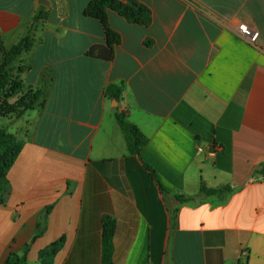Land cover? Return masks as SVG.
<instances>
[{
  "label": "crops",
  "instance_id": "1",
  "mask_svg": "<svg viewBox=\"0 0 264 264\" xmlns=\"http://www.w3.org/2000/svg\"><path fill=\"white\" fill-rule=\"evenodd\" d=\"M90 1L0 0V50L33 38L14 62L30 64L23 92L49 79L7 174L0 264L28 244L26 264H109L106 216L112 264H264V0H136L149 24L109 10L121 36L111 60L88 54L107 44L102 22L85 14ZM242 23L259 32L255 43L236 32ZM112 83L124 87L120 100L106 94ZM118 115L148 137L140 155ZM203 185L230 190L178 198Z\"/></svg>",
  "mask_w": 264,
  "mask_h": 264
},
{
  "label": "trees",
  "instance_id": "2",
  "mask_svg": "<svg viewBox=\"0 0 264 264\" xmlns=\"http://www.w3.org/2000/svg\"><path fill=\"white\" fill-rule=\"evenodd\" d=\"M114 10L126 17L129 21L134 23L149 24L151 21V11L144 4L136 0H91L85 10V14L99 19L105 27L107 35L106 45L92 46L88 54L106 60H111L115 55V47L121 41V36L116 32L109 23L108 11ZM33 38L30 31L24 35L16 44L7 47L4 43L1 44V58H0V116L10 115L13 113L24 114L30 109L36 108L43 103V97L46 93V84L49 79L45 80V85L39 89L28 88L23 92L24 80L21 73L30 67V64L21 65L17 72L14 73L13 63L21 56L24 51H28L33 46ZM124 91L122 84H109L106 88V94L110 98L120 100ZM17 97L15 102H10V99ZM118 121L121 125L129 151L133 154L140 155L143 147L148 143V137L126 116L118 115ZM23 147V142L16 138L6 127H0V203L4 199V191L7 184V174L10 168L16 162ZM151 176L156 181L158 187L164 195L170 194L167 190L156 169L147 162H144ZM264 174V166L261 168ZM230 190L229 185H223L216 188H208L206 185L201 187L198 195L178 196L181 201H192L197 197L210 195L214 193H224ZM53 205H48L43 208L39 214V221L37 223L36 234L32 242L39 237L47 227V220ZM103 250L104 260L106 263H113L114 245L113 236L115 233V220L109 216L104 218L103 223ZM65 243V237L55 241L49 248L48 254L52 258L57 251ZM30 244L25 247L24 253L11 251L3 264H26L27 252ZM47 252V250L43 251Z\"/></svg>",
  "mask_w": 264,
  "mask_h": 264
},
{
  "label": "rangeland",
  "instance_id": "3",
  "mask_svg": "<svg viewBox=\"0 0 264 264\" xmlns=\"http://www.w3.org/2000/svg\"><path fill=\"white\" fill-rule=\"evenodd\" d=\"M27 63L28 62L26 59L18 63H13L15 69L14 73L17 72L19 66L25 65ZM16 99L17 97H13L10 99V102H15ZM24 114L13 113L10 115L0 116V127H6L9 132H11L16 138L19 139V134L21 132H25L29 125L31 126V123L29 124L28 122L27 124L23 121L25 119Z\"/></svg>",
  "mask_w": 264,
  "mask_h": 264
},
{
  "label": "built area",
  "instance_id": "4",
  "mask_svg": "<svg viewBox=\"0 0 264 264\" xmlns=\"http://www.w3.org/2000/svg\"><path fill=\"white\" fill-rule=\"evenodd\" d=\"M236 32L250 43H255L259 36V32L256 29L245 23L239 24L236 28ZM199 149L203 150L202 147H199ZM219 149H221V147L210 151V154L215 155Z\"/></svg>",
  "mask_w": 264,
  "mask_h": 264
}]
</instances>
